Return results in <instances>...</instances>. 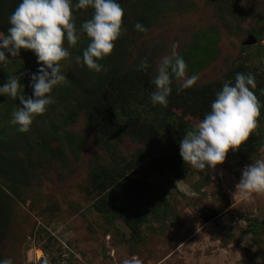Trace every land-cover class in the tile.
I'll return each instance as SVG.
<instances>
[{"label": "rangeland", "instance_id": "rangeland-1", "mask_svg": "<svg viewBox=\"0 0 264 264\" xmlns=\"http://www.w3.org/2000/svg\"><path fill=\"white\" fill-rule=\"evenodd\" d=\"M21 2L0 0L5 29ZM117 2L124 9L126 32L119 46L115 41L113 52L120 60L113 69L111 58L98 61L106 71L85 69L82 59L70 61L75 48L69 47L62 71L77 84L67 79L51 93L56 103L58 92L63 94V107L49 105L27 133L0 110V117L5 115L0 119V163H7L6 177L0 178V264L9 259L12 264H257V257L264 264V194L245 202L236 191L242 169L264 160V0ZM74 16L78 30L92 17L83 9ZM137 22L147 31L136 30ZM83 34L76 44L82 53L88 46ZM199 35L205 37L202 52L194 50ZM174 42L187 63V76L198 80L178 93L182 81L173 76L168 109L191 128L204 118L202 111H210L225 81L234 85L237 73L255 76L253 91L262 104L259 129L214 170L184 164L179 155L183 136L166 122L155 131V141L138 121H131L134 135L122 129L125 121L117 123L110 115L103 128L90 123L103 99L113 107L142 94L144 79H155ZM5 55L13 62L24 60L21 52L15 58ZM145 59L149 67L141 70L138 65ZM33 66L24 71L28 77ZM133 66L134 71L123 74ZM2 72L0 86L9 79ZM103 119L98 115L99 124ZM141 154L151 163L148 178L133 184L119 178L123 184L115 189L109 172L126 168ZM9 185L13 192L5 189ZM123 194L130 199L123 214L135 210L133 220L116 216L113 205ZM103 195L110 218L93 206Z\"/></svg>", "mask_w": 264, "mask_h": 264}, {"label": "clouds", "instance_id": "clouds-1", "mask_svg": "<svg viewBox=\"0 0 264 264\" xmlns=\"http://www.w3.org/2000/svg\"><path fill=\"white\" fill-rule=\"evenodd\" d=\"M94 9L90 19L84 21L78 30L73 9ZM124 9L117 0H22L9 17L8 34L0 33V64H7L5 52L15 58L20 50H32L41 66L31 75L32 96L22 94L23 85L19 77L9 76L8 82L0 86V94L19 99L22 107L16 106L10 123L18 125V130L27 133L38 115H43L49 105L55 103L51 95L56 86L67 78L62 72V62L70 58L64 47L65 41L75 47L84 33L90 43L83 51V65L95 73L106 71L98 61L112 55L115 41L126 32L123 28ZM135 29L146 32L139 22ZM177 43L172 44L171 55L162 57L158 74L152 81L155 91L150 94L153 105L168 106V96L172 89V77L181 80L177 92L190 88L198 80L196 75L187 76V63L176 52ZM77 62L81 57H77ZM149 67L147 60L138 65L141 70ZM256 88L252 73H237L234 85L225 81L222 90L216 93L210 111L205 114L193 130H188L179 142V155L184 164L205 171L214 170L223 164L229 151L236 152L259 129L261 101L253 91ZM236 191L245 202H251L254 195L264 194V160H257L242 169ZM253 251L256 248L253 247ZM261 257H257L260 264ZM2 264H12L5 260Z\"/></svg>", "mask_w": 264, "mask_h": 264}, {"label": "trees", "instance_id": "trees-1", "mask_svg": "<svg viewBox=\"0 0 264 264\" xmlns=\"http://www.w3.org/2000/svg\"><path fill=\"white\" fill-rule=\"evenodd\" d=\"M14 2H17V0H14ZM73 5H75L76 3H78V0H72ZM77 9H73L74 11V15L76 13ZM94 9H92L91 7L87 8L86 10L83 9V14L87 15V16H91L93 15ZM5 14L2 13L1 18H0V23H2L3 21H5L4 18ZM89 18L86 17L84 19V21L88 20ZM9 28V27H8ZM8 28L5 29V25H0V31H2V33L4 35L8 34ZM252 37H255L254 33H251ZM83 42L86 43H90V39L87 37L86 34H83ZM199 39V42L197 44H195L194 46V50L197 51H204L205 50V44H203V42L205 41V37L204 36H200L197 38ZM196 39V40H197ZM68 45L67 41H65L64 46ZM120 44L118 43L117 40V46H119ZM78 45H76L74 48V56H71V60H77L76 58L79 56L81 57L83 55V53L81 52V49L79 47H77ZM69 45L67 50L69 49ZM2 50V49H0ZM20 52L24 55V60L23 61H19V63L17 62H13L12 58H10L8 55H5L7 59H9V62L7 64H0V70H4L3 75L8 76H16L18 74H20V78H19V83L21 85H23V91L22 94L25 97H29L32 96L33 93V89L30 86L31 85V75L33 74L32 71H30V77H28V72L24 73V71L26 70H31L32 65L33 69H35L36 73L39 69V67L41 66L40 64L37 63V56L35 55V53L32 50H26V49H21ZM79 54V55H78ZM111 58V61L109 62V65L111 66V68L113 69L116 64L119 63L120 58L118 57V55L113 52L112 55L106 57V59ZM82 59V57H81ZM108 61V60H107ZM137 66H133V67H127L129 68H133L132 70H124V73H129L130 71H134V68L136 69ZM85 69H87V66H84ZM14 69H16L15 71H13ZM64 72V71H62ZM32 73V74H31ZM2 75V76H3ZM66 78L69 80V75L66 76ZM153 80H151V78H145L144 79V83L145 88L142 94L138 95L137 98L135 99H131V100H124L121 102H118L117 104L114 102V106L111 107L110 106V101L109 99H103V101L100 103V107H99V114L98 115H104V119H103V123L99 124L98 123V115H94L91 120L90 123L91 124H95L97 128H103L106 121L108 120V116H112L115 119V122L120 123L125 121L124 126H123V130H127L129 133L131 134H135L134 129L132 128V124L131 121L136 122L138 121L139 123H141L142 126H144L146 128V130L144 131L145 133H147L148 135L150 134V137L154 139V141L157 139L155 136V131H157L159 126H162L163 122H166L168 125V128L176 133L179 134L181 136L185 135V132L188 130H193L194 128H191L189 125L184 124L182 122H180L176 117L177 116H173L168 109V106L162 107L159 104L153 105L151 100H150V94L155 91V85L152 82ZM70 84L74 83L73 87L77 84V81L75 80V77L69 81ZM57 95V94H56ZM63 98V94L61 92H58L57 95V103L55 102L57 107H63L62 105V101L61 100ZM168 104L169 101H171V97L170 95L168 96ZM171 103H178L177 101H172ZM16 105H18V107H22V105L20 104L19 99H15L13 100L11 97L8 98L7 96L3 95L0 98V110L1 112L7 113L9 112V115L12 114L13 110L15 109ZM178 105V104H175ZM181 106V105H180ZM183 109H185L184 107H182ZM112 111V112H111ZM204 113V114H203ZM205 111L201 112V115L205 116ZM116 116V117H115ZM5 115H3V117L0 119L4 120ZM155 127V130H153V128ZM148 129V130H147ZM148 131V132H147ZM153 132V133H152ZM154 143V142H153ZM150 151V154H148V156H152V151L151 149L148 148V150L146 151V153H148ZM145 154V153H144ZM141 154L139 156H137L134 160L129 161L126 164V168H123L122 170H119L117 172H115L114 170H112L111 172H109V176L112 180V185L115 189L118 190L119 187H121V185L123 184V182H127L128 184H133L136 183L138 181V179H147L149 172L147 171V167L146 165H150V161L149 160H145L144 161V157ZM7 163H0V178H4L5 179V165ZM7 166V165H6ZM131 171V172H130ZM128 172H130L129 174H127ZM9 174H13L12 172H10ZM131 175H134V177H132ZM119 178L123 181H119ZM7 191L10 190L11 192V186L9 185V187L5 188ZM102 194V193H101ZM106 195H103L100 199H96L93 201V206L95 207V209H97L100 212H103L102 214H104V216H106L107 218H110L111 216L108 214V212L103 208L104 207V201H105ZM127 195L123 194V197H120V203L119 205H113V207H115L116 209L119 210V207L122 209V211L116 210V216H118L120 219L122 220H126L127 217L130 220H133L134 216H136L138 213L135 210H132L133 213L130 214L129 216L124 213L123 211H125L124 209L128 208L129 205V200L127 199ZM121 201L123 203V205H121ZM109 203H111V200L109 199ZM121 205V206H120ZM104 209V210H103ZM157 214H161L160 212H158ZM145 217H141V219L139 221H141L142 219H144ZM126 222V221H124ZM137 222V221H136Z\"/></svg>", "mask_w": 264, "mask_h": 264}, {"label": "water", "instance_id": "water-1", "mask_svg": "<svg viewBox=\"0 0 264 264\" xmlns=\"http://www.w3.org/2000/svg\"><path fill=\"white\" fill-rule=\"evenodd\" d=\"M251 38H253V37H251ZM205 214H206V217H205L206 219L210 218V216H209L210 212H209V211H206ZM207 214H208V215H207ZM210 215H211V214H210Z\"/></svg>", "mask_w": 264, "mask_h": 264}]
</instances>
